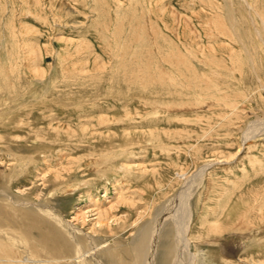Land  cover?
I'll return each instance as SVG.
<instances>
[{"label": "rangeland", "instance_id": "obj_1", "mask_svg": "<svg viewBox=\"0 0 264 264\" xmlns=\"http://www.w3.org/2000/svg\"><path fill=\"white\" fill-rule=\"evenodd\" d=\"M262 21L264 0H0V243L25 264H71L56 240H34L59 229L42 205L130 250L138 216L136 228L191 193L192 245L214 220L261 224ZM205 166L202 185L183 186ZM93 203L124 229L95 226ZM206 256L222 264L217 249Z\"/></svg>", "mask_w": 264, "mask_h": 264}, {"label": "bare ground", "instance_id": "obj_2", "mask_svg": "<svg viewBox=\"0 0 264 264\" xmlns=\"http://www.w3.org/2000/svg\"><path fill=\"white\" fill-rule=\"evenodd\" d=\"M243 1L246 3V0ZM261 27L263 28L261 33L262 32L264 33V26L261 25ZM255 128L257 127L255 126ZM261 136L263 138L264 134L260 135V137ZM8 152H10V150H8L7 152H5L4 150H0V157L3 156L2 161L5 159L6 156L8 157L10 156ZM12 161H14V158L12 159ZM18 167L23 169V167L21 166ZM206 168H207L206 166L202 167L199 169L198 173H196L192 177H189V179L186 178L187 180L185 179L186 181L183 186L186 187V184H190L187 186H191L193 185V183L196 185L199 184L202 185ZM119 194L120 193H116V200L118 202L120 201L121 204H124L125 206L134 207L133 200H128V199L119 200L120 199ZM192 195L193 194L191 193L188 196L189 198L187 200L186 199L183 200L177 196L176 200L173 199L175 202H174V208L171 209L172 212H170V207H169V209L165 210V213L153 217V219H151V222H149L147 225H143L140 226L139 228H136L139 222L144 218V215L138 216L135 222L134 223L132 222L134 225L131 227V231L134 233L135 238L132 240L130 244L131 246L130 250H128L126 247L124 248L123 244L122 245L120 243L117 244L118 240L116 242L112 240L113 245H110L111 247L109 245H108L109 247H104L102 245L103 243L106 242V239H111V237H115L116 236L115 232H113L114 234H111L109 238H103L106 237L104 235L102 236L103 230L102 232L95 231L97 233V237H91L87 234H84L80 228L67 223L62 215L54 212L56 209L51 211L50 210L51 208L50 209L45 207L43 208L42 205L34 206V208L35 209L37 208V210L44 212V214H46L48 218L50 217L51 221H53V223H55L59 229L48 230L42 227L41 230L37 232L35 231L34 240L40 242L42 245L45 246L48 245L49 243L48 239L56 240V245L54 248L52 247V249L61 250L63 253L67 251H71L73 254L72 259L70 258L69 260L68 257L67 261H64L66 263L68 262L71 264H83V262L85 264L86 258L91 259L92 262L91 264H122L117 262L118 260H116V257L122 256L125 258L129 254L135 256L134 264H212V262H214L213 261L214 259L210 260L209 258H207L206 254L208 253L212 254V252L214 253L216 249L221 255L220 260L222 261L221 262L222 264H264L263 260L258 259L259 261H253L252 260L253 256H251V259L249 260L248 259L242 260L238 256V254L248 253L249 251L251 252V250H263L264 252V232L263 230H260V228L262 229V226L264 225V221L261 219V224L255 226L252 223L253 221H251L253 218L251 220L247 218L248 213L245 215L243 214L240 215V217H238V219L235 220L236 222L234 224L232 223L231 227L224 226V224L222 225L221 222L219 223L217 221L218 222L217 223L214 220V222L211 223L207 229L208 233H210L211 236L203 241L197 242V245H195L196 243L192 245V242L189 237L190 235L189 228H190V224L193 221V208H191ZM5 198L7 197L5 196ZM7 200H9V198ZM200 201L202 200H199V202ZM171 203L172 200L170 201L169 204L171 205ZM90 209L91 211L96 212L95 215L97 216V218L94 223L95 226L104 227L105 229H107L108 232H111L112 230L115 229V228H111L110 220H112L113 222L118 223L117 224L118 229H124L126 225V224L124 225V221H125L124 219L115 218V216L110 215L109 212H105V210L102 211V208L98 207V205L94 203L91 204ZM258 215L259 218L260 217L262 218L261 214H255L256 217ZM85 217L86 215L84 213H81L77 217V220L78 219L84 220ZM226 219L228 220L229 218ZM234 229L237 230V234L235 235L233 234V236L230 237L229 239V236L227 234L231 232V230L232 232H234L233 231ZM227 239L230 241L232 240V243L230 244L229 242H227ZM199 246L201 248H199ZM62 252H61V256H62ZM230 257H235L236 263L229 261L228 259H230ZM32 260L33 259H29L26 257L25 258L19 257L18 253L16 254L11 246L0 243V264H25V262H31Z\"/></svg>", "mask_w": 264, "mask_h": 264}]
</instances>
